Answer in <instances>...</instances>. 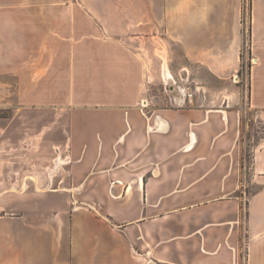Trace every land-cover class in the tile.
Returning a JSON list of instances; mask_svg holds the SVG:
<instances>
[{"label": "crops", "instance_id": "0c3cea01", "mask_svg": "<svg viewBox=\"0 0 264 264\" xmlns=\"http://www.w3.org/2000/svg\"><path fill=\"white\" fill-rule=\"evenodd\" d=\"M94 4L0 0V264H264V142L243 166L230 107L264 123V0H121V30Z\"/></svg>", "mask_w": 264, "mask_h": 264}, {"label": "rangeland", "instance_id": "374dc122", "mask_svg": "<svg viewBox=\"0 0 264 264\" xmlns=\"http://www.w3.org/2000/svg\"><path fill=\"white\" fill-rule=\"evenodd\" d=\"M93 2L95 3L93 6H90L91 10H93L94 14H101V13H105L108 14V16H110L111 20L108 21L107 23L111 24V26H113V29L117 28V30H121V22H116L113 19V16L117 17L116 15H121V0H93ZM120 19V18H119ZM98 23V22H97ZM99 24V23H98ZM158 41L160 42V40L158 39ZM161 43V42H160ZM162 44V43H161ZM162 46H164L162 44ZM169 49L172 51L174 58L177 61H181V54L179 52V50L177 49V47L170 43L168 44ZM245 52H246V48H245ZM244 52V66L241 70V73L238 75V77H233L232 80L235 82L236 80L239 81V83L245 84L247 83V77H248V68H247V64H246V56L247 54ZM160 55V60L162 61V66H163V61L166 62V56L165 55ZM164 57V58H163ZM164 59V60H163ZM167 65V64H166ZM200 75L201 77V81L205 82V86L206 89L204 90V94L207 96V101L212 100L211 98L213 97V95H215L214 93L216 92H220V90L222 92H224V85H220L217 82L209 79V77L203 72L200 71ZM163 76V74H162ZM235 79V80H234ZM169 83V81H167ZM181 81L177 82L178 85H180ZM154 86L152 87V89H150L149 92L153 93H159L160 90L165 93H171L170 90L168 89V85H164V82L161 83V80H158L157 78V82L153 84ZM188 86V85H187ZM190 86H192V88L194 89L193 86V82H191V85L188 86V88L186 89V92L190 93L191 95L193 94L190 90ZM200 93V92H198ZM195 94H197L195 92ZM217 94V93H216ZM209 97V98H208ZM209 99V100H208ZM229 99V98H228ZM225 105H229V103L227 104L226 102H221L220 107L221 108H225ZM230 107L231 109H238L239 111L242 112L241 116H240V122H239V126H240V138H239V143L241 145L242 151H243V164L247 165L249 164L250 158H251V153L253 151V149L260 144L261 142H264V123L259 120V118L256 117V113L254 112V110L249 109L246 101L243 99L242 100H238L236 102H230ZM7 109L6 108H0V115H5L7 114ZM55 162H53V167H54ZM62 164V161H61ZM51 166V167H52ZM7 168H11V167H6L5 165L0 163V185L6 186V185H11V183L6 182V180L8 179V177H5L6 175V170ZM16 168V167H15ZM58 169H61V167H57ZM57 169V170H58ZM57 172V171H56ZM17 172H14L13 174L15 175ZM48 173H50V171L48 170ZM12 175V174H11ZM245 177L249 178L250 175L248 174V170L247 173H245ZM10 178V177H9ZM50 177H46V179H49ZM15 179V177H14ZM60 179V180H59ZM14 188H16L17 190H24V188H35V183L31 182L29 183L28 180L26 182L23 181L22 183H17L14 182ZM69 177H56L55 179L50 181H46L44 183H42V185L40 186L41 188H57V187H69ZM12 187V186H11ZM243 190L246 191L245 194L242 193V196L246 197L255 190V187L253 185H247L245 187H243ZM63 202V201H62ZM243 206H245L243 204Z\"/></svg>", "mask_w": 264, "mask_h": 264}, {"label": "bare ground", "instance_id": "6f19581e", "mask_svg": "<svg viewBox=\"0 0 264 264\" xmlns=\"http://www.w3.org/2000/svg\"><path fill=\"white\" fill-rule=\"evenodd\" d=\"M163 58H164V57H163ZM163 60H164V59H163ZM162 74H163V78H164L166 81H169V82L172 83V81H171L172 79H171L170 71H169V69H168V67H167L165 61H163ZM223 112H224V111H223ZM225 116H226V115H225ZM60 161H61L60 159H57L56 162H55V163H56V164H55V167L50 169V174H51V175L54 174V172H55V170H56V167L58 166L59 163H61ZM51 178H52V177H50V180H51Z\"/></svg>", "mask_w": 264, "mask_h": 264}, {"label": "trees", "instance_id": "16d2710c", "mask_svg": "<svg viewBox=\"0 0 264 264\" xmlns=\"http://www.w3.org/2000/svg\"><path fill=\"white\" fill-rule=\"evenodd\" d=\"M243 55H242V53H241V57H242ZM243 66H244V63H242V66H241V69L238 71V74H240L241 73V70H242V68H243ZM243 166H244V164H242ZM247 166V165H246ZM248 167V166H247Z\"/></svg>", "mask_w": 264, "mask_h": 264}, {"label": "built area", "instance_id": "2783aa9c", "mask_svg": "<svg viewBox=\"0 0 264 264\" xmlns=\"http://www.w3.org/2000/svg\"><path fill=\"white\" fill-rule=\"evenodd\" d=\"M188 95H190V96H191V94H188Z\"/></svg>", "mask_w": 264, "mask_h": 264}]
</instances>
